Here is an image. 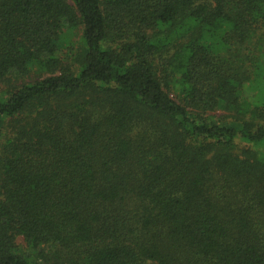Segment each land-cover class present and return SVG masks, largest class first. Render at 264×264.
I'll return each mask as SVG.
<instances>
[{
  "label": "trees",
  "instance_id": "1",
  "mask_svg": "<svg viewBox=\"0 0 264 264\" xmlns=\"http://www.w3.org/2000/svg\"><path fill=\"white\" fill-rule=\"evenodd\" d=\"M0 264H264V0H0Z\"/></svg>",
  "mask_w": 264,
  "mask_h": 264
},
{
  "label": "rangeland",
  "instance_id": "2",
  "mask_svg": "<svg viewBox=\"0 0 264 264\" xmlns=\"http://www.w3.org/2000/svg\"><path fill=\"white\" fill-rule=\"evenodd\" d=\"M220 114V113H219Z\"/></svg>",
  "mask_w": 264,
  "mask_h": 264
}]
</instances>
